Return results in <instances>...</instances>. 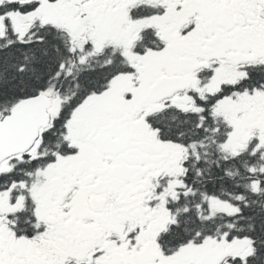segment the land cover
<instances>
[{"label":"snow or ice","instance_id":"snow-or-ice-1","mask_svg":"<svg viewBox=\"0 0 264 264\" xmlns=\"http://www.w3.org/2000/svg\"><path fill=\"white\" fill-rule=\"evenodd\" d=\"M0 264H264V0H0Z\"/></svg>","mask_w":264,"mask_h":264}]
</instances>
